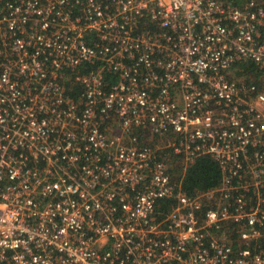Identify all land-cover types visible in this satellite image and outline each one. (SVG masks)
Masks as SVG:
<instances>
[{
  "label": "built area",
  "instance_id": "1",
  "mask_svg": "<svg viewBox=\"0 0 264 264\" xmlns=\"http://www.w3.org/2000/svg\"><path fill=\"white\" fill-rule=\"evenodd\" d=\"M250 63L264 0H0V264H264ZM202 154L221 181L188 194Z\"/></svg>",
  "mask_w": 264,
  "mask_h": 264
},
{
  "label": "trees",
  "instance_id": "2",
  "mask_svg": "<svg viewBox=\"0 0 264 264\" xmlns=\"http://www.w3.org/2000/svg\"><path fill=\"white\" fill-rule=\"evenodd\" d=\"M239 76L242 74L244 81L254 83L258 88H264V75L257 71L254 64L242 66L240 71L236 72ZM68 92H73V96L78 95V85L72 86L66 82ZM170 175L173 182L180 185L181 189L188 194L205 191L215 188L221 181L222 171L219 163L209 154H202L195 158L193 162L187 164L178 163L171 166ZM162 210L169 207L168 202H161ZM264 243V239L262 240Z\"/></svg>",
  "mask_w": 264,
  "mask_h": 264
},
{
  "label": "rangeland",
  "instance_id": "3",
  "mask_svg": "<svg viewBox=\"0 0 264 264\" xmlns=\"http://www.w3.org/2000/svg\"><path fill=\"white\" fill-rule=\"evenodd\" d=\"M236 79L244 80V77L238 76ZM144 141V138H143ZM145 143H148L150 146H153L156 148L159 152H162L164 149V146L166 145V141L162 136H148L145 140ZM178 164V163H174ZM173 165V164H172Z\"/></svg>",
  "mask_w": 264,
  "mask_h": 264
},
{
  "label": "crops",
  "instance_id": "4",
  "mask_svg": "<svg viewBox=\"0 0 264 264\" xmlns=\"http://www.w3.org/2000/svg\"><path fill=\"white\" fill-rule=\"evenodd\" d=\"M160 208H162V207L160 206Z\"/></svg>",
  "mask_w": 264,
  "mask_h": 264
}]
</instances>
